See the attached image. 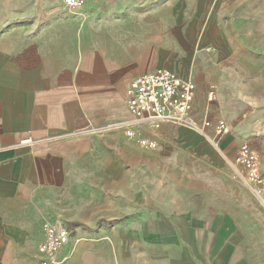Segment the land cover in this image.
Here are the masks:
<instances>
[{
  "label": "crops",
  "instance_id": "0c3cea01",
  "mask_svg": "<svg viewBox=\"0 0 264 264\" xmlns=\"http://www.w3.org/2000/svg\"><path fill=\"white\" fill-rule=\"evenodd\" d=\"M23 2L0 0V264H34L45 224L67 222L80 226L64 264H264V207L248 186L184 180L189 159L209 158L204 121L239 116L216 68L233 57L225 31L243 2ZM162 68L194 81L201 131L134 125L130 82Z\"/></svg>",
  "mask_w": 264,
  "mask_h": 264
},
{
  "label": "rangeland",
  "instance_id": "374dc122",
  "mask_svg": "<svg viewBox=\"0 0 264 264\" xmlns=\"http://www.w3.org/2000/svg\"><path fill=\"white\" fill-rule=\"evenodd\" d=\"M15 1V0H14ZM23 5H27L32 0H23ZM115 0H111L114 2ZM136 3H143L144 0H134ZM165 0H158L159 4ZM190 7L202 6L203 0H187ZM242 5L235 11L234 21L239 27L237 30H226L228 47L233 57L230 61L221 63L216 70H226L227 74L221 81L225 83L226 94L235 100L239 116L232 125L228 120H224L229 125V133L220 138L214 137L211 140H204V151L209 153V158H203L204 167L201 163H194L189 159L187 164V174L184 180L193 182L195 177L204 174L206 181L216 182H236L244 183L242 168L236 163L235 158L239 146L248 141L253 144L258 152L264 171V0H241ZM15 5V3H14ZM163 18L164 14H158ZM243 20V21H242ZM242 25V27H241ZM195 31L190 30V37ZM208 32V31H207ZM213 34L211 31L210 36ZM215 88L220 85L215 83ZM221 89V88H220ZM244 127L240 137L233 134V129ZM203 129V128H202ZM201 129V130H202ZM230 136L229 143L222 144V139ZM216 141L217 145L214 143ZM223 145V146H222ZM208 155V154H207ZM206 155V156H207ZM220 160V166L226 171L225 175L217 176L214 171L209 170L212 164L218 165L215 161ZM214 166H212L213 168ZM200 193L198 196H203ZM67 227L71 233H75L80 223L67 222ZM97 225L94 229H98Z\"/></svg>",
  "mask_w": 264,
  "mask_h": 264
},
{
  "label": "built area",
  "instance_id": "2783aa9c",
  "mask_svg": "<svg viewBox=\"0 0 264 264\" xmlns=\"http://www.w3.org/2000/svg\"><path fill=\"white\" fill-rule=\"evenodd\" d=\"M196 85L190 78H185L167 69H158L134 78L128 88L127 107L133 115L136 127L152 125L159 127L163 123L183 125L191 129H201L189 122L193 109ZM216 101V89L211 88L207 102ZM213 127L216 138L229 133V125L224 120L215 123L205 120L202 128ZM214 143L217 145L216 141ZM143 147H153L151 141H142ZM236 163L242 168L244 182L264 207V173L258 152L252 143L244 141L238 148ZM72 233L66 225L46 223L44 240L39 247V256L34 264H64L67 257L61 252L71 243Z\"/></svg>",
  "mask_w": 264,
  "mask_h": 264
},
{
  "label": "bare ground",
  "instance_id": "6f19581e",
  "mask_svg": "<svg viewBox=\"0 0 264 264\" xmlns=\"http://www.w3.org/2000/svg\"><path fill=\"white\" fill-rule=\"evenodd\" d=\"M229 135V134H228ZM227 136V135H226Z\"/></svg>",
  "mask_w": 264,
  "mask_h": 264
}]
</instances>
